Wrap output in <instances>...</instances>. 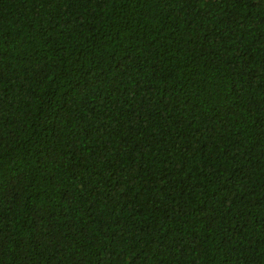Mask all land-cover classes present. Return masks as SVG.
Wrapping results in <instances>:
<instances>
[{"label": "trees", "instance_id": "obj_1", "mask_svg": "<svg viewBox=\"0 0 264 264\" xmlns=\"http://www.w3.org/2000/svg\"><path fill=\"white\" fill-rule=\"evenodd\" d=\"M0 264H264V0H0Z\"/></svg>", "mask_w": 264, "mask_h": 264}]
</instances>
